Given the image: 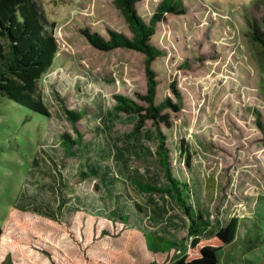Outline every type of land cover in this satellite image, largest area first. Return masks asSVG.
<instances>
[{
  "label": "rangeland",
  "instance_id": "rangeland-1",
  "mask_svg": "<svg viewBox=\"0 0 264 264\" xmlns=\"http://www.w3.org/2000/svg\"><path fill=\"white\" fill-rule=\"evenodd\" d=\"M37 1L58 45L38 81L50 116L0 95V264H167L180 256L188 240L155 253L145 238L150 231L183 241L188 230L173 192L137 184H170L159 128L173 175L189 182L190 200L212 229L239 218L218 264H264V133L256 115L264 112V55L249 32L250 18L264 25V0H182L183 10L157 20L150 41L164 54L150 62L154 102L169 98L176 107L163 109L171 126L144 118L140 128L139 114L115 110L114 94L147 105L146 53L100 49L84 32L132 37L116 0ZM160 1L138 0L137 11L149 21ZM68 110L83 114L73 119ZM64 132L73 140L68 153Z\"/></svg>",
  "mask_w": 264,
  "mask_h": 264
},
{
  "label": "trees",
  "instance_id": "trees-1",
  "mask_svg": "<svg viewBox=\"0 0 264 264\" xmlns=\"http://www.w3.org/2000/svg\"><path fill=\"white\" fill-rule=\"evenodd\" d=\"M137 1L116 0V4L129 21L133 31L132 37L111 31L112 37L105 39L97 32H91L87 29H84V32L90 42L100 49L110 50L116 46H126L146 53L149 77L148 91L146 94H140V96L147 105H141L129 96L115 93L116 104L114 108L116 111L139 114L140 119L137 121V128L141 127L144 118H153L157 125L159 122H164L171 126L169 116L163 112V109L166 105L175 107L176 105L169 98L158 104L154 102L158 81L150 62L156 56L164 54V50L151 42L150 38L155 30L157 20L163 17L166 11L183 10V2L182 0H161L149 21H146L137 11ZM249 26L252 40L259 46L264 55V25L261 26L256 19L250 18ZM53 27L54 24L51 27L47 26L45 16L37 0H0V95L47 117L50 116V111L44 102L38 81L53 64L58 50ZM172 87L177 94H180L174 85ZM261 91L264 95V77L261 80ZM68 113L73 119L83 114L76 110H68ZM256 115L258 124L264 133V112L256 109ZM158 132L161 137L159 144L161 163L165 167L170 184L164 187L150 183L143 184L141 181H138L137 184L147 191L173 192L188 217V230L186 237L181 239L183 241L148 231L145 234L147 247L155 253L158 251L169 252L177 246L183 247L184 241L188 240V247L183 250V253L167 264H218L220 250L235 239L239 218L231 217L220 223L216 229H212L213 223L190 200L192 188L189 182L173 175L168 161V149L164 142L166 136L160 128ZM60 143L66 153L71 151L73 140L68 133L61 134ZM181 153L188 162L191 155L188 144L184 143L183 139L181 140ZM122 220L125 223L127 217H122ZM2 234L3 228L0 226V239ZM3 263L6 264L7 262L3 261Z\"/></svg>",
  "mask_w": 264,
  "mask_h": 264
}]
</instances>
